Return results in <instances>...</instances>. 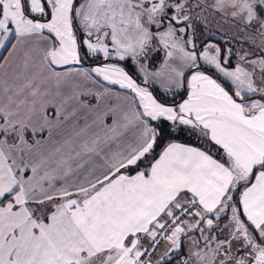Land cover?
<instances>
[{
  "label": "snow or ice",
  "instance_id": "obj_1",
  "mask_svg": "<svg viewBox=\"0 0 264 264\" xmlns=\"http://www.w3.org/2000/svg\"><path fill=\"white\" fill-rule=\"evenodd\" d=\"M0 264H264V0H0Z\"/></svg>",
  "mask_w": 264,
  "mask_h": 264
},
{
  "label": "rangeland",
  "instance_id": "obj_2",
  "mask_svg": "<svg viewBox=\"0 0 264 264\" xmlns=\"http://www.w3.org/2000/svg\"><path fill=\"white\" fill-rule=\"evenodd\" d=\"M209 26L216 33L214 38L221 42L229 40L232 37L239 39L242 35L238 26L233 25L231 21H222L219 15L210 18ZM237 47H239V45H237ZM244 47H248V45H244Z\"/></svg>",
  "mask_w": 264,
  "mask_h": 264
},
{
  "label": "trees",
  "instance_id": "obj_3",
  "mask_svg": "<svg viewBox=\"0 0 264 264\" xmlns=\"http://www.w3.org/2000/svg\"><path fill=\"white\" fill-rule=\"evenodd\" d=\"M177 100L180 99V97H176ZM175 139H179V140H186V141H189V142H192V141H195V134L192 135V138H191V141L187 138L186 134H182L180 136H177V137H173Z\"/></svg>",
  "mask_w": 264,
  "mask_h": 264
},
{
  "label": "crops",
  "instance_id": "obj_4",
  "mask_svg": "<svg viewBox=\"0 0 264 264\" xmlns=\"http://www.w3.org/2000/svg\"><path fill=\"white\" fill-rule=\"evenodd\" d=\"M6 54V53H5ZM182 141H184V142H189V141H186V140H182Z\"/></svg>",
  "mask_w": 264,
  "mask_h": 264
}]
</instances>
